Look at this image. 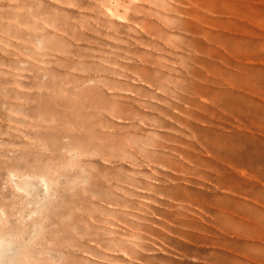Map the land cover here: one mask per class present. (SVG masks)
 <instances>
[{
	"label": "rangeland",
	"instance_id": "obj_1",
	"mask_svg": "<svg viewBox=\"0 0 264 264\" xmlns=\"http://www.w3.org/2000/svg\"><path fill=\"white\" fill-rule=\"evenodd\" d=\"M0 264H264V0H0Z\"/></svg>",
	"mask_w": 264,
	"mask_h": 264
}]
</instances>
